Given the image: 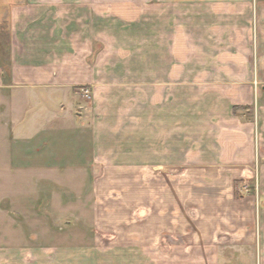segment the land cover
<instances>
[{
    "label": "crops",
    "instance_id": "0c3cea01",
    "mask_svg": "<svg viewBox=\"0 0 264 264\" xmlns=\"http://www.w3.org/2000/svg\"><path fill=\"white\" fill-rule=\"evenodd\" d=\"M108 7L103 0H0V99L8 108L28 99L15 116L16 136L29 131L39 141L45 166L106 164L133 173L113 186L126 184L130 220L142 219V233L131 232L133 240L142 235V251L156 237L189 232L252 254L251 216L230 205L235 174L253 158V127L233 108L263 106L264 0H142V116H133L134 107L120 134L104 118L112 99H101L103 16L123 18L118 3ZM80 87H91L93 109L78 105ZM8 92L11 99L3 98ZM66 139L58 155L71 162L51 152Z\"/></svg>",
    "mask_w": 264,
    "mask_h": 264
},
{
    "label": "rangeland",
    "instance_id": "374dc122",
    "mask_svg": "<svg viewBox=\"0 0 264 264\" xmlns=\"http://www.w3.org/2000/svg\"><path fill=\"white\" fill-rule=\"evenodd\" d=\"M111 3L120 5L116 13L123 18L110 13L103 16L101 99L113 100H109L113 103L110 106L104 103L103 111L108 112L104 115H109L104 118H112L120 134L126 131V116H132L134 107L133 116H142L144 26L142 0H103L104 10L109 11ZM4 32L3 27L0 35L5 37ZM249 62L254 64L253 56ZM85 89L89 90L87 95ZM78 93L84 100L78 99V105L85 103L93 109L91 87H80ZM4 96L11 99L12 94ZM260 97L263 106L257 113L233 108L240 118L250 119L253 127V158L245 172L235 174L231 197L236 205H230L232 211L237 207L239 214L251 216L248 230L254 233L252 254L229 246L216 247V237L199 235L195 240L189 232L156 237L151 251H142V235L136 240L131 236L132 229L142 233V219L132 224L125 188L126 179L133 173L113 172L106 164L103 170L86 164L42 165L41 151L36 150L39 141L31 139L29 131H24L25 138L16 136L15 116L21 114L28 99L20 97L15 108L6 107L0 99V264H264V90ZM73 116L78 121L77 115ZM66 141L55 140L51 150L54 159L73 160L69 155H58L62 149L57 146L71 142ZM120 179L125 182L121 189L113 186ZM137 215L141 218L142 210ZM241 222L239 219L236 224ZM222 239L231 242L230 237Z\"/></svg>",
    "mask_w": 264,
    "mask_h": 264
},
{
    "label": "built area",
    "instance_id": "2783aa9c",
    "mask_svg": "<svg viewBox=\"0 0 264 264\" xmlns=\"http://www.w3.org/2000/svg\"><path fill=\"white\" fill-rule=\"evenodd\" d=\"M88 91L87 89L84 90V95H87L88 94ZM89 97V96H88Z\"/></svg>",
    "mask_w": 264,
    "mask_h": 264
}]
</instances>
